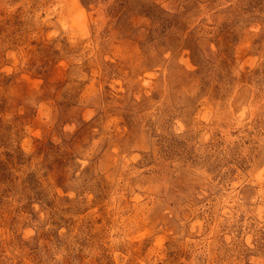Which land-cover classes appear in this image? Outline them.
<instances>
[{"label": "rangeland", "instance_id": "obj_1", "mask_svg": "<svg viewBox=\"0 0 264 264\" xmlns=\"http://www.w3.org/2000/svg\"><path fill=\"white\" fill-rule=\"evenodd\" d=\"M0 264H264V0H0Z\"/></svg>", "mask_w": 264, "mask_h": 264}]
</instances>
